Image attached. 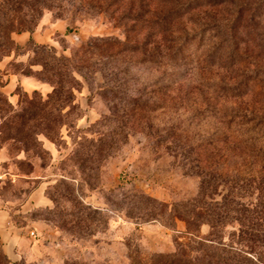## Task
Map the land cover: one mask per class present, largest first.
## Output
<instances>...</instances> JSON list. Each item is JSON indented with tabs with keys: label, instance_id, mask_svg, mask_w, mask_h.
Segmentation results:
<instances>
[{
	"label": "rangeland",
	"instance_id": "374dc122",
	"mask_svg": "<svg viewBox=\"0 0 264 264\" xmlns=\"http://www.w3.org/2000/svg\"><path fill=\"white\" fill-rule=\"evenodd\" d=\"M37 1L43 0H12L21 8V12L12 14L16 25L27 19V3ZM54 6L39 8L42 16L33 33L13 34L17 48L6 51V57L0 54V165L6 173L0 186V210L9 213V221L16 228L35 233L33 247L19 260L8 258L0 237L2 251L11 264H129L137 256L174 253L178 243L190 240L184 222L177 221L176 229L158 221L140 223L136 211L128 214L124 204V195L132 199L134 194H142L172 204L197 193L198 180L188 174L180 154L173 155L171 151L174 145L166 132L168 108L163 115L147 114L138 126L114 115L99 74L92 88L75 75L73 96L65 100L70 96L66 89L61 107L45 104L54 87L39 81L43 54L35 45L49 47L59 58H71L93 38L125 41L127 29H132L133 24H117L111 12L100 14L92 8L91 0H56ZM34 9L38 10V6ZM208 13L210 10H202L194 17L186 16L181 24L195 35L199 28L193 21H207ZM51 24L57 26L53 28ZM262 27L264 33V22ZM145 35L146 32L138 41L142 42ZM43 36L47 44L42 43ZM215 43L209 33L204 34L203 41H189V58L198 60L201 53L203 57H215ZM241 52L243 69L264 66V48L242 47ZM146 66H138L137 82L131 83L133 91L148 93L158 79L159 74ZM195 66L196 63L182 71V94L189 92L183 96L186 105L192 100L198 105L203 91L215 97L202 87L207 83L203 79L219 81L227 76L225 72L212 71L208 62L200 65L207 68L204 70ZM24 77L36 83L34 90L23 85ZM255 94L250 93L244 101H258ZM218 100L222 104L229 98ZM181 113L185 120L187 113ZM111 190L117 191L108 195ZM44 198L49 206L43 205ZM80 205L102 210L105 219L88 220L82 211L84 222L77 225ZM209 232L205 225L200 235L205 237Z\"/></svg>",
	"mask_w": 264,
	"mask_h": 264
},
{
	"label": "trees",
	"instance_id": "16d2710c",
	"mask_svg": "<svg viewBox=\"0 0 264 264\" xmlns=\"http://www.w3.org/2000/svg\"><path fill=\"white\" fill-rule=\"evenodd\" d=\"M55 3H27V19L16 25L12 14L21 8L12 0H0V54L6 57V51L15 50L12 35L33 33L42 16L39 8L53 9ZM91 6L100 14L111 12L117 24L129 22L133 28L127 29L125 41L93 38L71 58H59L49 47L35 45L43 54L39 81L54 87L45 104L59 106L66 89L70 96L65 100H71L75 75L92 88L99 74L104 81L101 88L110 95L104 97L109 98L114 115L123 120L140 126L147 114L163 115L168 108L171 151L180 154L188 174L198 180L196 195L177 203L165 204L142 194H134L133 201L124 195L128 214L136 211L140 223L158 221L176 229L177 221H182L190 236L188 243H178L174 253L137 256L129 264H264V66L243 69L241 52L242 47L264 48V0H91ZM202 10H210L207 21H193L199 30L190 35L182 19ZM207 33L216 39L215 57L199 53L200 59L191 60L187 43L203 41ZM207 62L212 71L227 76L219 81L203 79L207 83L202 87L215 97L203 91L198 105L193 100L186 105L183 96L189 92L182 94V71L194 63L199 70L207 69L199 68ZM142 65L159 74L148 93L133 91L131 86ZM254 92L258 101H244ZM220 97L229 100L221 104ZM180 111L187 113L185 120ZM82 211L88 220L105 219L102 210L81 206L79 226L84 222ZM205 225L210 232L203 237L200 230ZM0 264H11L1 246Z\"/></svg>",
	"mask_w": 264,
	"mask_h": 264
},
{
	"label": "crops",
	"instance_id": "0c3cea01",
	"mask_svg": "<svg viewBox=\"0 0 264 264\" xmlns=\"http://www.w3.org/2000/svg\"><path fill=\"white\" fill-rule=\"evenodd\" d=\"M53 28L57 26V24H51ZM43 38L42 43L47 44L49 41L47 40L46 36L41 37ZM39 40V38H36ZM23 85H27L31 87L33 90L36 88V83L32 81L30 78H23ZM45 199V198H44ZM49 202L45 199L43 202L44 206H49ZM9 213L0 210V228L1 234L0 237L2 238L4 244V250L8 258L12 261H17L21 258L22 254L26 253V250L33 247L34 238L32 233L35 236L34 232H30L26 230V228H16L13 224L10 223ZM32 236V237H30Z\"/></svg>",
	"mask_w": 264,
	"mask_h": 264
},
{
	"label": "built area",
	"instance_id": "2783aa9c",
	"mask_svg": "<svg viewBox=\"0 0 264 264\" xmlns=\"http://www.w3.org/2000/svg\"><path fill=\"white\" fill-rule=\"evenodd\" d=\"M6 178V173L3 169V167L0 165V186L3 183L4 179ZM32 236H34V234L32 233Z\"/></svg>",
	"mask_w": 264,
	"mask_h": 264
}]
</instances>
